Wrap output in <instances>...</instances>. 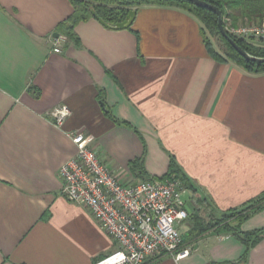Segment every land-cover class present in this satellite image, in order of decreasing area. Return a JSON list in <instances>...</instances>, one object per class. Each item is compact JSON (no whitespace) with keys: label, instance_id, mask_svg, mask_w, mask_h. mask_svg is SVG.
I'll list each match as a JSON object with an SVG mask.
<instances>
[{"label":"crops","instance_id":"0c3cea01","mask_svg":"<svg viewBox=\"0 0 264 264\" xmlns=\"http://www.w3.org/2000/svg\"><path fill=\"white\" fill-rule=\"evenodd\" d=\"M131 10L129 29L93 17L72 38V0H0V264H96L117 250L62 192L76 132L94 137L125 184L162 179L172 160L192 183L179 225L191 256L148 264H264V238L246 255L230 233L188 237L203 208L208 220L264 194V73L217 60L183 9ZM61 106L71 114L59 127L52 111ZM137 159L142 173L131 168ZM261 229L264 210L242 225Z\"/></svg>","mask_w":264,"mask_h":264},{"label":"built area","instance_id":"2783aa9c","mask_svg":"<svg viewBox=\"0 0 264 264\" xmlns=\"http://www.w3.org/2000/svg\"><path fill=\"white\" fill-rule=\"evenodd\" d=\"M229 22V20H228ZM227 32L255 44L264 43V22L234 26ZM59 53L61 50L54 49ZM71 112L67 106L52 111L61 127ZM77 154L60 170L62 192L71 203L86 207L117 250L96 264H148L169 256L187 259L179 225L189 218L184 197L191 193L178 179H155L133 184L121 182L92 146L94 137L82 132L70 134Z\"/></svg>","mask_w":264,"mask_h":264},{"label":"trees","instance_id":"16d2710c","mask_svg":"<svg viewBox=\"0 0 264 264\" xmlns=\"http://www.w3.org/2000/svg\"><path fill=\"white\" fill-rule=\"evenodd\" d=\"M212 5H215L223 12L224 19L233 21L234 26H237L239 20L244 23H262L264 22V0H203ZM75 11L69 18L66 24V31L68 35L75 38L74 28L83 21L93 18L91 9L94 8L97 14L107 23L115 25L125 20L131 8L141 5H162L173 6L183 9L194 15L203 24V33L205 41L211 53L217 60H230L242 66L252 73H264V63H254L242 57L234 47L226 40L220 33L218 25V15L203 7H199L188 0H147V1H133V0H72ZM226 22V21H225ZM224 24L226 25V23ZM210 36H218L224 43L222 52H218ZM229 36L233 38L244 50L249 54L264 58V46L255 45L246 39L234 36L228 32ZM131 168L134 172H144L143 159H137L132 162ZM162 179H178L188 189L193 188L192 183L181 170L175 160L171 161L170 170ZM264 210V194L249 202L241 209L228 211L222 213L220 216L211 214L209 219H205L202 215L194 217V228L188 237L199 238L204 234L215 231L218 233L225 232L240 238L247 246L248 251L255 246L260 240L264 238V229L252 232H245L242 230V225L245 221L250 219L258 212Z\"/></svg>","mask_w":264,"mask_h":264},{"label":"water","instance_id":"95a60500","mask_svg":"<svg viewBox=\"0 0 264 264\" xmlns=\"http://www.w3.org/2000/svg\"><path fill=\"white\" fill-rule=\"evenodd\" d=\"M133 1H147V0H133ZM192 3H194L195 5L199 6V7H203V8H207L213 12H215L218 15V25H219V30L221 35L228 40V42L234 47V49L242 56L244 57L246 60L254 62V63H260L263 64L264 63V58L262 57H256L253 56L251 54H249L246 50H244L233 38H231L226 30L225 24H224V16H223V12L221 11V9L215 5H212L206 1L203 0H188ZM91 13L93 15L94 18H96L101 24H103L105 27L110 28V29H114V30H126L129 29L136 17V10H130L129 14L127 15V17L125 18L124 21L117 23L115 25H111L109 23H107L106 21H104L96 12V10L94 8L91 9ZM56 36H58V34H56ZM136 184H134L135 186Z\"/></svg>","mask_w":264,"mask_h":264},{"label":"rangeland","instance_id":"374dc122","mask_svg":"<svg viewBox=\"0 0 264 264\" xmlns=\"http://www.w3.org/2000/svg\"><path fill=\"white\" fill-rule=\"evenodd\" d=\"M226 21V22H225ZM224 22L225 23H229V24H234L233 23V21L231 20V22H228V20L226 19H224ZM237 24V23H236ZM208 34V36H209V38H210V40H211V42L213 43V45L215 46V48H216V50L218 51V52H222V50L224 49V43L220 40V37H218V36H210V34L209 33H207ZM255 45H258V46H264V43H258V44H255ZM187 195L184 197V199H185V201H187ZM204 208L202 209V211L199 213L200 215H203V212H204Z\"/></svg>","mask_w":264,"mask_h":264}]
</instances>
